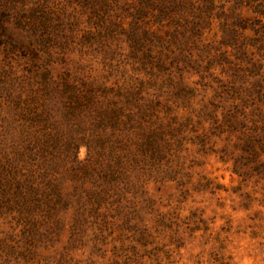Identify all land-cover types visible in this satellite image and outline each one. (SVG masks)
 Returning a JSON list of instances; mask_svg holds the SVG:
<instances>
[{"label": "rangeland", "instance_id": "obj_1", "mask_svg": "<svg viewBox=\"0 0 264 264\" xmlns=\"http://www.w3.org/2000/svg\"><path fill=\"white\" fill-rule=\"evenodd\" d=\"M42 12L51 16L47 50L21 37L28 26L18 28L20 18ZM0 19V128L28 125L9 102L49 79L140 88L135 106L146 111L151 135L105 180L87 141L60 152L55 171L64 203L51 218L0 215V264H264V179L245 159L240 133L229 131L228 102L215 98L217 80L228 78L215 58L228 50L217 44L216 23L204 35L209 53L188 44L187 59L168 55L162 72L147 64L146 48L134 51L130 18L115 6L0 0ZM34 65L37 76L28 71ZM68 94L49 96L44 117L51 128L62 124V148L72 134L60 114ZM79 163L94 170L82 183L69 171Z\"/></svg>", "mask_w": 264, "mask_h": 264}, {"label": "trees", "instance_id": "obj_2", "mask_svg": "<svg viewBox=\"0 0 264 264\" xmlns=\"http://www.w3.org/2000/svg\"><path fill=\"white\" fill-rule=\"evenodd\" d=\"M82 1L86 5L96 3L104 11L115 6L118 12L129 17V40L134 51L146 48L143 53L147 64L158 67L162 72L165 70L164 60L170 58L168 55L173 54L183 58V61L187 59L184 50H187L188 44L197 51L199 47L203 48V54L209 53L207 48L212 46L205 43L204 35L206 31L211 32V26L216 23L217 44L228 50L219 52L215 58L221 57L228 67L224 72L228 78L224 83L217 80L215 98L228 102L224 119L229 131L240 133L239 147L245 159L253 164L252 170L264 179V0ZM38 15L35 18H20L24 23H19L18 28H30L25 34L21 33V37L28 35L27 39L47 50L48 34L45 32L51 16L44 12ZM2 21L0 19V23ZM177 48L178 52L173 51ZM33 56H36L35 52ZM189 57L192 63H196L192 59L193 54L189 53ZM208 64L203 66V71L211 69ZM34 67L28 71L37 76L41 73L40 66ZM75 85L67 80L52 82L47 79L44 83L39 82V88L30 89V95H19L9 102L13 103L10 109L29 122L25 125L18 121L15 129L0 128V215L14 213L18 218L26 219L39 212L51 218L57 207L64 203L57 187L59 174L55 171L58 154H63L67 147L75 150L79 140L88 142L93 150L91 161L105 180L109 173L119 170L125 158L134 155L131 147H142V139L147 142L151 136L145 132L150 130V126L146 128L145 124L146 111L135 106L143 99L137 92L140 88L121 86L113 90L105 86L94 87L93 83L83 84L82 88ZM18 86L24 93L21 83ZM66 92L69 94L64 98L66 101L60 114L72 134L62 148V124L57 121L51 124V128L47 125L50 120L44 117L47 116V107L49 111L52 109L49 96L59 94L62 98L61 95ZM9 139L15 143L9 142ZM139 141L141 143L137 144ZM79 164L80 167L69 171L77 182L82 183L89 180L94 170L86 163Z\"/></svg>", "mask_w": 264, "mask_h": 264}]
</instances>
